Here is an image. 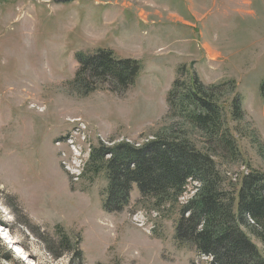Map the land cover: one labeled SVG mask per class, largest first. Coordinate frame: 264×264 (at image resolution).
<instances>
[{"label": "rangeland", "instance_id": "374dc122", "mask_svg": "<svg viewBox=\"0 0 264 264\" xmlns=\"http://www.w3.org/2000/svg\"><path fill=\"white\" fill-rule=\"evenodd\" d=\"M102 47L138 60L140 74L121 93L96 83L80 94L75 54ZM181 65L182 81L230 82L242 99L232 119L222 88L241 156L218 162L222 176L264 171V0H0V264H79L63 233L82 264L208 263L174 239L179 204L155 211L134 186L128 206L108 212L105 175L81 174L94 148L173 124L166 95Z\"/></svg>", "mask_w": 264, "mask_h": 264}, {"label": "trees", "instance_id": "16d2710c", "mask_svg": "<svg viewBox=\"0 0 264 264\" xmlns=\"http://www.w3.org/2000/svg\"><path fill=\"white\" fill-rule=\"evenodd\" d=\"M75 60L78 67L69 84L83 95L94 91L96 83L121 93L141 71L138 60L119 58L108 48L78 52ZM185 69L178 67L166 95L173 124L141 143L121 140L94 148L81 174L105 175L103 206L108 212L126 208L134 186L155 211L179 204L174 239L208 257L207 264H264V171L248 168L232 182L218 170V162L241 157L226 126L222 88L230 85L232 119L243 117L242 99L230 82L205 85L195 72L182 81ZM260 93L264 98V79ZM195 132L202 134L200 141L194 139ZM186 193L188 198L179 203ZM60 245L63 251L73 249L83 263L78 241L63 233ZM13 256L7 251L5 258L11 261Z\"/></svg>", "mask_w": 264, "mask_h": 264}, {"label": "crops", "instance_id": "0c3cea01", "mask_svg": "<svg viewBox=\"0 0 264 264\" xmlns=\"http://www.w3.org/2000/svg\"><path fill=\"white\" fill-rule=\"evenodd\" d=\"M108 48V47H107ZM111 49V48H110ZM113 50V49H112ZM125 57V56H124Z\"/></svg>", "mask_w": 264, "mask_h": 264}]
</instances>
